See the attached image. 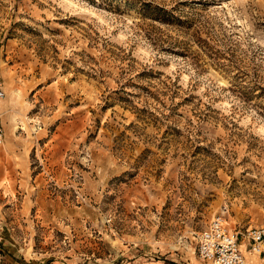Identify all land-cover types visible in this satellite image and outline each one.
<instances>
[{"label": "rangeland", "instance_id": "obj_1", "mask_svg": "<svg viewBox=\"0 0 264 264\" xmlns=\"http://www.w3.org/2000/svg\"><path fill=\"white\" fill-rule=\"evenodd\" d=\"M0 76V264H264V0H0Z\"/></svg>", "mask_w": 264, "mask_h": 264}, {"label": "built area", "instance_id": "obj_2", "mask_svg": "<svg viewBox=\"0 0 264 264\" xmlns=\"http://www.w3.org/2000/svg\"><path fill=\"white\" fill-rule=\"evenodd\" d=\"M5 98V85L0 76V148L5 137L1 112ZM243 238L252 246L253 251L260 253V249L264 247V226L247 229ZM197 256L201 261L211 264H245L239 233L229 229L222 216L213 218L199 235Z\"/></svg>", "mask_w": 264, "mask_h": 264}]
</instances>
